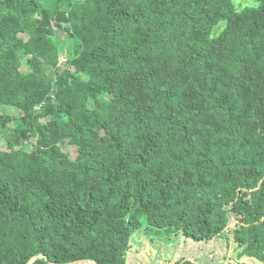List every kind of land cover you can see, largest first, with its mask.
I'll return each instance as SVG.
<instances>
[{
  "label": "trees",
  "instance_id": "16d2710c",
  "mask_svg": "<svg viewBox=\"0 0 264 264\" xmlns=\"http://www.w3.org/2000/svg\"><path fill=\"white\" fill-rule=\"evenodd\" d=\"M247 1L0 0V264H133L143 227L264 264V0Z\"/></svg>",
  "mask_w": 264,
  "mask_h": 264
},
{
  "label": "rangeland",
  "instance_id": "374dc122",
  "mask_svg": "<svg viewBox=\"0 0 264 264\" xmlns=\"http://www.w3.org/2000/svg\"><path fill=\"white\" fill-rule=\"evenodd\" d=\"M243 3L248 4L249 2L243 0ZM60 36L63 37V33H60ZM60 57L62 59L64 55ZM19 71H26V65L19 67ZM1 112L15 114V111L8 107H0V114ZM29 144L23 145L27 151L31 149ZM63 150L72 158H75L77 151L75 146H65ZM234 223L235 221L230 226ZM170 237L169 239L163 233L155 235L152 231H146L144 227L138 233H134L131 239L133 252L130 253L133 264H172L178 253L184 258L186 256L193 257L199 264H225L227 260H238L237 254L239 251L235 249V245L229 237L215 238L209 242L198 244L182 235H170ZM204 257H207L208 261ZM241 261L246 264H261L254 260H245V258H242Z\"/></svg>",
  "mask_w": 264,
  "mask_h": 264
},
{
  "label": "water",
  "instance_id": "95a60500",
  "mask_svg": "<svg viewBox=\"0 0 264 264\" xmlns=\"http://www.w3.org/2000/svg\"><path fill=\"white\" fill-rule=\"evenodd\" d=\"M37 257H41V255H39V256H37ZM37 257L31 259L27 264H31V263H32ZM184 261H192V262L195 263V264H199V263L197 262V260H195L193 257H186V258L184 259ZM80 263H82V262H80ZM229 263L238 264V263H237L236 261H234V260H227L225 264H229ZM93 264H95V263H93Z\"/></svg>",
  "mask_w": 264,
  "mask_h": 264
},
{
  "label": "crops",
  "instance_id": "0c3cea01",
  "mask_svg": "<svg viewBox=\"0 0 264 264\" xmlns=\"http://www.w3.org/2000/svg\"><path fill=\"white\" fill-rule=\"evenodd\" d=\"M176 259L175 260H178L180 257H182V255L180 254V253H178L177 255H176ZM186 257H191V256H186ZM205 258V260L206 261H208V258L207 257H204Z\"/></svg>",
  "mask_w": 264,
  "mask_h": 264
},
{
  "label": "built area",
  "instance_id": "2783aa9c",
  "mask_svg": "<svg viewBox=\"0 0 264 264\" xmlns=\"http://www.w3.org/2000/svg\"><path fill=\"white\" fill-rule=\"evenodd\" d=\"M65 62H66V58L63 57V58L61 59V64H62V66H64V63H65Z\"/></svg>",
  "mask_w": 264,
  "mask_h": 264
}]
</instances>
